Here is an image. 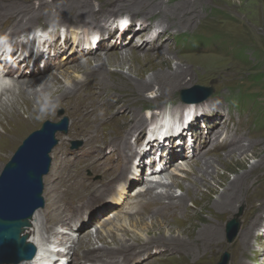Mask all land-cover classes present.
I'll list each match as a JSON object with an SVG mask.
<instances>
[{"label":"bare ground","instance_id":"obj_1","mask_svg":"<svg viewBox=\"0 0 264 264\" xmlns=\"http://www.w3.org/2000/svg\"><path fill=\"white\" fill-rule=\"evenodd\" d=\"M163 1L103 0L97 9L94 8L92 0H54L52 3L41 1L38 6L28 1L12 6H0L1 11L7 13L8 17H0V20L13 21V26L4 24L0 26V30L15 27L11 29L12 31L17 28L33 27L44 17L49 20L57 17L79 20L83 23L86 21L93 28H98L102 26L100 20H106L109 14L116 15L123 9L135 13L146 12L149 17L158 12L163 15L157 24L159 30H155V35H149L153 38L152 44L155 43L153 46L146 42L147 35H134L138 31L136 26H131L130 30L122 35L116 33L117 35L109 38L106 35L111 34L105 28H102V31L95 29L104 37L101 36L102 39L97 43L95 39V47L92 48L89 47V42L93 38L91 34L96 31H92L91 28L82 31L86 32L82 38L88 48H80V35L68 33L64 34L67 35L62 41L64 46L59 45L60 39L54 38L47 46L44 43L43 49L35 51V44L42 38H35V35H32V43L29 46L17 39L21 33L28 30L18 35H0V42L8 41L12 47L9 58L4 56L5 52L0 56V170L7 154L30 129L45 118L60 119L57 118L58 107L64 108L67 117L70 118L67 134L58 137L57 145L50 153L51 158L53 154V160L50 173H47L46 177L48 182L46 180L43 182L44 206L34 212L20 233L21 237L36 246L37 255L33 260L19 264H34L41 261L43 251L56 255L49 264H62L61 261H67L69 264H144L147 260L146 264H205L216 259L223 251L232 253V247L235 248V252L233 257L231 254L229 264H253L251 260L256 255L254 242L257 238L256 230L260 225H264V218L259 213L263 206L264 187L258 189L262 186L261 176H264V144L262 145L259 139L249 140L245 136L237 140L232 138L224 128L232 117L224 118L222 115L223 119H219L220 110L216 112L215 117L210 118L211 115L207 114L206 108L216 106L214 100L196 104L198 106L196 113L199 117L190 122L185 121V115H190L187 114L193 109L192 106H195L192 103H178L175 106L171 105V108H161L158 113L150 112L148 118L142 114L141 109L147 101L145 97L147 91L158 92L162 98L172 100L173 93L186 87L188 75L196 71L192 67L184 66L182 62L173 68L171 61L174 57L166 55L173 54L169 42L167 47L160 46L161 42L169 40L165 33L167 27L171 25L168 16L176 18L174 10L184 9L190 1L182 0L174 8L166 7ZM186 11L185 8L184 14ZM183 17L180 16V19L178 17L177 23L181 22ZM137 26L146 29L142 22ZM76 30L80 31L79 28H75ZM129 38L137 41L128 43ZM108 41L112 42L108 45L106 44ZM70 44L71 47L67 50ZM131 45L136 47L145 45V49L140 52ZM51 47H54L55 51L51 52L49 50ZM20 48L22 51L19 53ZM152 49L155 50L153 54L149 52ZM109 50L113 51L110 53ZM61 55L64 57L63 60H66L65 63L58 60ZM76 56L80 57L79 60H75ZM69 61L73 63L70 64ZM126 65L128 73L123 71ZM70 69V74L64 75ZM206 69L209 73L215 72L210 67ZM12 70L16 73L11 79L9 75ZM79 73H82L80 78L77 76ZM89 85L95 87L93 92L87 91ZM85 96L89 97L88 100L83 98ZM202 96L204 95L200 94V97ZM119 109H122L121 114L117 113ZM115 114L118 118L112 122L110 118ZM158 114L164 118L163 120L173 119L175 125L182 124L176 138L180 141L179 146L173 145L169 139L163 143L145 141L147 124ZM105 119L107 120L105 124L100 123ZM80 120L90 123L89 129L94 132L93 135L99 134L104 143H114L112 146L121 153L111 154L114 152L112 146L97 148L93 141H89L92 136L81 137L80 139L85 141L81 147L76 149H70L69 145L65 147V141L69 143L74 138L79 139L73 136V132L81 131L87 126ZM195 123L199 126L194 127ZM215 126L217 131L211 135L210 132ZM118 130L124 131L125 138ZM132 131L133 137L128 140L127 137ZM235 134L240 136L239 133ZM199 140L201 141L198 142ZM188 141H192L194 148H204V152L196 156L200 154L196 152L198 149L189 150ZM212 141H216L215 147L223 148L224 152H211ZM167 142L169 143L166 144ZM141 144L146 146L142 154L136 151V147ZM63 149L64 155L58 157L57 154ZM206 150H210L211 154L205 152ZM248 151L259 158L257 163L249 168ZM126 152H131L133 156L129 158ZM156 157L158 162L149 160ZM179 157L194 158V167L187 169L189 163L187 161L185 167L178 168L187 169L185 176L173 171L169 173L168 178H162L167 168L173 164V159ZM93 158L95 160L92 164L89 162L90 167H87V164L83 165ZM133 162L137 163V168H134ZM142 167H145L144 172L148 169L149 175H159L161 179L155 183L150 182L146 190H138L136 196L129 198V188H137L140 186L138 182L142 178L145 179L142 175L144 172L139 174L141 175H138L139 177H133ZM238 167L243 168L242 173L237 171ZM77 168L112 172L107 175L108 181L93 187L91 191H108L110 184L113 183L117 186H114L110 196L104 192L98 193L95 197L81 196L76 199L72 197L76 194H72V191L76 192L90 184L86 180V177L90 176L75 173ZM128 169L135 172L128 173ZM221 169L237 171L238 175L234 180H230L229 174L226 171L222 173ZM122 170L124 173L121 175ZM174 187L180 188L183 193L176 196L171 191ZM157 188L163 190L156 192ZM145 192L150 194L149 200L142 197ZM214 195H217L216 199ZM126 200L127 202H124ZM188 201H191L192 205L188 204ZM240 201L244 202L243 213L236 215L235 204ZM149 203L159 205L158 209L155 206L157 210L154 212L159 215L155 216L151 224L136 216L149 208ZM105 206L107 208H104ZM126 208L125 216L119 215V212ZM120 217L129 220L133 230L120 224L118 222ZM232 217L241 223L233 243L227 238V223ZM75 221H80L81 225H77ZM97 222L99 226L95 227ZM88 229L93 232L80 236ZM131 231L142 235L144 233L147 238L143 239L136 234L130 242L127 237ZM94 235L102 243L99 247L101 252L90 254ZM139 244L142 246L136 247ZM160 247H164V250L156 257L159 260H153L151 251H157ZM121 253H124V256L120 260L112 259ZM101 257H108L110 260H100ZM260 264H264V255Z\"/></svg>","mask_w":264,"mask_h":264},{"label":"rangeland","instance_id":"obj_2","mask_svg":"<svg viewBox=\"0 0 264 264\" xmlns=\"http://www.w3.org/2000/svg\"><path fill=\"white\" fill-rule=\"evenodd\" d=\"M30 4H35L36 6L39 5L41 1H46L49 3H52L54 0H0V6L1 5H10L12 6L15 3H25L28 2ZM57 1V0H55ZM94 2L93 6L95 9L100 7L101 1L103 0H92ZM158 1V0H157ZM163 1V0H162ZM182 0H164L166 7L174 8L176 4L180 3ZM190 3L187 4L186 12L184 14L183 9H176L174 10V14L177 16L176 18L172 15L168 16V20L171 22V25L167 27L165 33L166 37H169V40L166 42H161L160 46H166L169 42L170 50L173 54H166L168 56H173L174 59L171 61V66L173 68L176 67L177 64L183 63L184 66H189L190 68H194L196 71H192L190 75H188L186 79V87H183L179 90H177L173 95L171 96L172 100H168L165 98H162V96H159L158 92L155 91H147L145 93L146 100L144 103V107L141 109L142 114L148 118L150 112L158 113V110L161 108H171L172 106L177 105L178 103L184 104V101L181 98L180 91L182 89L190 88L194 85H202L207 87H212L213 92L212 95L206 98V100L215 101L216 106L211 107L209 106L206 108L207 114L211 115V117H215V114L218 110H220V117L219 119L227 118L228 112L230 117H232L231 120L228 121V124L226 127V132L230 133L229 135H232V138L234 139H240L241 136H245L246 139L254 140L259 139L261 141V144H264V0H189ZM171 4V5H170ZM164 6V7H165ZM189 8V9H188ZM54 12V10H52ZM7 13L1 11L0 8V17L1 18H8ZM180 16H184L181 22L177 23V18L180 19ZM116 17H128L134 22L129 23V27L136 26V29L138 30L134 35H147L145 36L146 42L151 43L153 42V38H150V36L155 35L156 31L159 30V27H157V24L159 23L160 19L163 17L162 13H155L153 16L151 15L149 17V14L146 12H140L135 13L128 10H121L118 11L116 15H110L106 18V20H100L102 23V26H98L101 29L93 28V26L90 25V23H87L86 21L79 22V20L74 19H68V18H60L54 17L52 19H46V17L42 18V20L34 25L33 27H28L27 29L17 28L15 30L6 29V30H0V35H18L20 32H25L26 30L30 31L33 29H37L40 27L44 28H50L52 27L55 29L56 27L61 29L57 31V34L62 33L63 35L66 33L70 35H80L79 42L83 41V36L86 34V32H82L87 30L86 28H91L93 30H101L102 28H105L106 31H110L111 35H117V31L114 33L111 32L110 26L112 20ZM176 20V21H175ZM8 21V22H7ZM1 19L0 20V26L2 27L4 24H8L13 26V21L11 22V19L8 20ZM6 22V23H5ZM25 22V21H24ZM23 22V23H24ZM130 22V21H129ZM143 23L146 25V29H143L141 27H138L140 23ZM178 24V25H177ZM122 25H124L122 23ZM165 25V24H164ZM166 26V25H165ZM9 27V26H8ZM65 27V28H62ZM126 27L125 25L123 28ZM163 27V25H162ZM75 28H79L80 31H75ZM141 28V29H140ZM122 29V28H121ZM162 29V28H161ZM74 30V31H73ZM95 30V31H96ZM96 31V32H97ZM126 32V31H125ZM128 32V31H127ZM53 34V33H52ZM119 35V34H118ZM136 38V37H135ZM78 39V37H77ZM137 39V38H136ZM137 40H133V38L128 39V43H135ZM112 42V41H110ZM108 43L106 44H110ZM105 44V43H104ZM157 44V43H156ZM155 45L152 44V46ZM71 47V44L68 45V48ZM132 48H136V50H139L140 52H143L145 49V45H141L139 47H136L135 45H131ZM142 47V48H141ZM167 47V46H166ZM110 48V47H108ZM172 48V49H171ZM68 50V49H67ZM72 50V48H71ZM70 50V51H71ZM108 50V49H106ZM120 50V49H119ZM245 50V53L242 54V51ZM69 51V52H70ZM113 50H109L108 52L111 53ZM154 49L150 50L149 52L151 54L154 53ZM63 53V52H62ZM65 53V52H64ZM71 54V52H70ZM92 56V55H89ZM104 56V55H103ZM93 57V56H92ZM63 55L59 57V61L62 63H65L66 60H63ZM79 56L75 57V60H79ZM84 58V57H83ZM68 63H73V61H69ZM68 64V65H70ZM138 65V63H136ZM66 65V64H65ZM64 65V66H65ZM63 66V67H64ZM207 67H210L215 70L214 73H209V71L206 69ZM128 65L124 68V73H128ZM15 70H12L10 72V78L14 76L16 72ZM70 71H67L64 73V75H69ZM63 75V74H62ZM61 75V77H62ZM257 75H262L263 80L260 82H257L254 79H257ZM77 76L82 77V73H79ZM191 84H190V83ZM70 85V83H67V85ZM95 90V87L92 85H89L87 87L88 92H93ZM117 94V93H115ZM196 98L200 97V94L195 95ZM85 100H88L89 97H83ZM204 102V101H202ZM201 102L192 103L195 106H192L193 109H191V112L194 114V117L198 118L199 115L196 113V110L198 106L196 104ZM111 103H108V105ZM190 104V103H188ZM214 105V104H213ZM220 105V106H219ZM63 112L64 117H67L66 110L62 107H58L57 110V118L60 119L56 120L53 118H45L41 121L37 126L30 129L22 138L19 140V142L15 145V147L11 150L10 153L7 154L5 159L2 161V168L0 170L1 172L4 168V166L8 163V161L12 158L18 147L22 144L23 140L32 132L40 129L45 121H51V122H58L62 119L63 116H60V112ZM122 109H119L117 111L118 114H121ZM190 112V114H191ZM68 120H70L69 117H67ZM118 118V115H113L110 120L114 122ZM84 124H86L87 128H82L81 131L73 132V136L79 137V139L74 138L71 140V142L68 143V141H65V147L69 145L71 149H74L75 142H81V146L85 144V141L83 139H80L81 137H89L92 136V138L89 141H93L94 145L97 146V148H102V146H112V142H103L101 140L100 135L96 134L93 135L94 132H91L89 128H91L90 123H85L83 120H80ZM107 120H103L100 123L105 124ZM219 122V121H218ZM133 125V124H132ZM135 125V124H134ZM230 125V126H229ZM104 126V125H103ZM112 125V127H114ZM199 125L197 123L194 124V127H198ZM242 126V127H241ZM228 127V128H227ZM69 128V127H68ZM216 126L212 128V131L210 132L211 135H214V133L217 131ZM237 128V129H236ZM131 127H129V130ZM177 131V128H173ZM231 129V130H230ZM235 129V130H234ZM237 130V131H236ZM230 131V132H229ZM123 130H118V133L122 134ZM232 132V133H231ZM236 133H239L240 136L236 135ZM244 132V133H243ZM101 133H103V130L101 129ZM133 131L130 132L129 137H127L128 140L132 139ZM67 132H58L56 134V139L58 141L59 136H65ZM244 134V135H243ZM125 133H123V138H125ZM132 135V136H131ZM188 139V138H187ZM190 140V139H189ZM209 140V139H208ZM199 140L198 142H200ZM172 143V141H170ZM180 142V141H179ZM178 142V143H179ZM216 141L211 142L212 149L211 152L213 153H220L224 152L223 148L220 149V147H215ZM237 142V141H236ZM167 142L166 144H168ZM213 143V144H212ZM247 143V142H246ZM189 144V150L194 151L195 149H198L196 152L200 153L196 156H200L203 151V149H200L198 147H193L192 141H188ZM199 144V143H198ZM180 145V144H178ZM95 146V147H96ZM127 146V145H126ZM192 146V147H191ZM64 147V149H65ZM113 147V146H112ZM114 148V152L111 154H117L119 152L117 148ZM145 146L141 144L140 146L136 147V151H138L140 154L145 150ZM225 148V147H224ZM64 149L58 153V157H62ZM200 149V150H199ZM210 150H206L205 152L210 153ZM214 150V151H213ZM216 150V152H215ZM218 150V151H217ZM252 150V149H251ZM52 153V152H51ZM121 153V152H119ZM124 153V152H122ZM130 158V156H133L131 152H126ZM109 154V153H107ZM161 155V153H159ZM248 162H247V168L257 163L259 160L258 157H255L251 151H248L247 153ZM51 156V154H50ZM55 156V155H54ZM121 159V155L119 156ZM125 159V158H123ZM53 160V154L51 158V162ZM95 158L89 159L86 163H83V165H88L87 167H90L89 164L94 163ZM127 160V159H125ZM149 160H154L158 162V157L156 158H149ZM184 160V161H183ZM193 159H183V157L174 158L173 164L167 168V172H164V175L162 178L169 177V173L173 171H177L180 176H185L187 169H191L194 167ZM91 161V162H90ZM97 161V160H96ZM189 162L186 166L187 169L180 170L178 168L185 167V163ZM90 162V163H89ZM150 162V161H149ZM97 164V163H96ZM95 164V165H96ZM113 164V163H112ZM110 164V166H112ZM52 165V164H51ZM191 165V166H190ZM193 165V166H192ZM134 168H137V163L133 162ZM152 168V167H151ZM75 169V168H74ZM51 170V167H50ZM145 167L140 168L137 170L138 172H135L134 170L128 169L127 172H135L134 176H138L142 172H144ZM82 171V172H81ZM224 169H221V172L223 173ZM237 171L242 173L243 168L238 167ZM237 171H226L229 174V179L234 180L238 173ZM262 171V170H261ZM260 172V171H258ZM50 172H48L49 174ZM75 173H83L82 176H90L89 178L86 177L85 179L90 183L87 187L83 189H79L76 192L72 191V194H75L74 198H78L81 196L87 197H95L98 193H107V195H111L113 193L115 184H110V190H102V191H91L93 187L97 185H101V183H104L105 181H108L107 175L112 174L111 171L109 172H102V171H96L94 168H77ZM90 173V174H89ZM104 173V174H103ZM122 173H124V170H122ZM48 174H46L43 177V182L46 180ZM92 174V175H91ZM51 175V174H50ZM105 175V177L103 176ZM145 176V179H141L138 184L137 188L130 187L129 188V198L133 197V195L136 196V193L138 190H146L147 185L152 183H155L156 181H159L161 178L157 175H149L148 169L143 174ZM141 176V175H139ZM138 176V177H139ZM62 178V177H60ZM101 178V179H100ZM263 178V179H262ZM100 179V180H99ZM55 180V179H54ZM95 180V181H94ZM98 180V181H97ZM47 181V180H46ZM48 182V181H47ZM212 182H214L212 180ZM261 184L258 189H262L264 187V176H261ZM107 184V182L105 183ZM115 186V187H114ZM102 188V187H101ZM99 188V189H101ZM156 190V189H155ZM162 188H157L156 192L162 191ZM91 191V192H90ZM172 193H174L176 196H179L183 193V191L178 188L174 187L171 189ZM222 191V188H220V192ZM78 192L86 193V195L78 194ZM115 192V191H114ZM78 194V195H77ZM149 195V196H148ZM61 196V195H60ZM62 197V196H61ZM142 197L146 198V200H149L150 194L145 192ZM217 198V195H214V199ZM44 199V198H43ZM82 199V198H81ZM129 200V199H127ZM124 201V202H127ZM188 204L192 205L191 201H188ZM242 204V205H240ZM153 203H149V208L143 210V212L138 216V218L143 219L146 223L151 224L155 218V216L159 215L154 213L155 210L158 209L159 205H153ZM243 205L244 202L240 201L237 204H235L236 208V215H242L243 213ZM111 206V205H110ZM109 206V207H110ZM123 206V205H122ZM125 206V205H124ZM157 209H156V207ZM104 208H107L105 206ZM151 208V210H150ZM125 210L119 212V215L125 216ZM147 210V211H146ZM112 213V212H111ZM144 213V214H143ZM259 213L262 214V218H264V199H263V206L259 210ZM95 215V213H94ZM113 216V213L111 214ZM102 218V217H101ZM124 218V217H123ZM122 217H120L118 222L121 224H124L125 226L130 227V221L124 220ZM151 220V221H150ZM232 220H236L238 222L239 229L241 227L240 220L237 218L232 217ZM88 221V220H87ZM231 221V220H230ZM117 222V221H116ZM80 225V221L78 222ZM229 223V222H228ZM227 223V225H228ZM99 226L98 222L96 223L95 227ZM46 229V227H44ZM131 230H133V227H130ZM137 231V230H136ZM83 232V231H82ZM93 232L91 229L85 230L80 236L86 233ZM95 232V231H94ZM135 231H131L129 234V237H127L130 242L132 241V238H134L137 235L142 237L143 239H146V234L143 233H137ZM238 232L236 236L233 238L227 235L228 240H232V243L237 238ZM132 233V234H131ZM228 233V232H227ZM101 234V232H100ZM96 235V234H95ZM92 237L91 245L90 247L91 251L90 254L94 253H100L102 243L95 238L96 236ZM145 236V237H144ZM256 239L255 242V250L256 255L254 258H252L251 262L253 264H260L263 261V255H264V225H260L256 230ZM95 241V242H94ZM107 241H110V239H107ZM142 244L136 245V247H140ZM85 248V246H84ZM96 248V249H95ZM86 249V248H85ZM93 250V251H92ZM99 250V251H98ZM164 247H160L157 251H151L153 252V260H159L157 259V256L161 255V252H163ZM172 252V248L169 249ZM171 252H168L171 254ZM235 248L232 247V253L230 251H223L216 259L213 261H209L205 264H219L222 261L223 255L227 253L229 255L228 258V264L230 263L231 254L232 257L234 255ZM151 254V255H152ZM120 256V257H119ZM124 256V253H121V255H118L114 258L115 259H121V257ZM100 260H110L108 257H101ZM148 262V260H147ZM146 261L144 264L147 263ZM71 264V263H70Z\"/></svg>","mask_w":264,"mask_h":264},{"label":"water","instance_id":"obj_3","mask_svg":"<svg viewBox=\"0 0 264 264\" xmlns=\"http://www.w3.org/2000/svg\"><path fill=\"white\" fill-rule=\"evenodd\" d=\"M213 88L194 85L180 91L184 102H198L212 95ZM204 95L195 98V95ZM68 119L54 123L45 121L18 147L0 175V263H18L29 259L28 246L20 237L21 229L34 212L44 206L43 177L51 167L50 153L57 145L56 133L67 132ZM238 222L229 221L227 232L236 236ZM225 253L219 264H228Z\"/></svg>","mask_w":264,"mask_h":264},{"label":"trees","instance_id":"obj_4","mask_svg":"<svg viewBox=\"0 0 264 264\" xmlns=\"http://www.w3.org/2000/svg\"><path fill=\"white\" fill-rule=\"evenodd\" d=\"M244 53H245V50L242 51V54ZM257 76H258L257 79H254V80H256L257 82H260L261 80H263L262 75H257Z\"/></svg>","mask_w":264,"mask_h":264}]
</instances>
